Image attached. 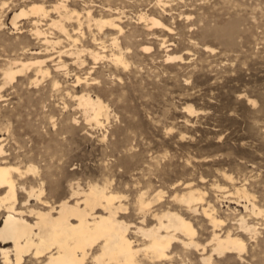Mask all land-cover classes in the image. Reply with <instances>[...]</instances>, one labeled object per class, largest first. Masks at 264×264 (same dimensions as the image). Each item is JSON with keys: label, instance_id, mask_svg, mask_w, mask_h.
Returning a JSON list of instances; mask_svg holds the SVG:
<instances>
[{"label": "rangeland", "instance_id": "1", "mask_svg": "<svg viewBox=\"0 0 264 264\" xmlns=\"http://www.w3.org/2000/svg\"><path fill=\"white\" fill-rule=\"evenodd\" d=\"M56 1L0 0L3 157L21 168L35 164L46 187L59 189L63 197L72 181L82 187L107 184L125 197L119 215L130 223L141 224L138 192L151 196L158 191L151 209L182 213L202 246L211 239L213 225L200 207L188 211L174 197L190 181L224 220L215 231L230 229L246 244L240 254L213 253L212 262L264 264V214L244 208L248 203L235 192L242 186L264 209V0H64L79 12L62 19L72 38L48 25L58 17L51 9ZM33 3L51 9L48 17H39V26L57 43H43L31 34L37 16H19L16 25L11 23L14 13ZM87 11L95 18L120 17L122 30L98 28ZM142 14L168 29L147 23ZM146 45L150 49H142ZM87 49L104 56L94 59ZM118 52L125 66L112 60L111 53ZM167 54L181 57L165 59ZM36 56L47 59L46 75L31 66L4 84L10 61ZM59 57L65 66L55 69ZM82 93L103 101L107 117L101 124L85 119L77 99ZM218 184L225 189H217ZM149 214L145 225L155 223ZM243 215L257 228L253 237L238 228ZM130 228L136 243L146 240ZM209 245L203 251L174 241L169 258L139 252L135 264H205L202 256L210 252Z\"/></svg>", "mask_w": 264, "mask_h": 264}, {"label": "bare ground", "instance_id": "2", "mask_svg": "<svg viewBox=\"0 0 264 264\" xmlns=\"http://www.w3.org/2000/svg\"><path fill=\"white\" fill-rule=\"evenodd\" d=\"M51 9L57 12L58 17L50 18L48 25L57 27L68 38H72L62 19L69 17V12L73 16L78 15L79 12L67 8L64 0H57ZM51 9H47L42 3H33L28 9L22 8L14 13L11 23L16 25L19 16L23 17L27 14L37 16V19L32 21L31 34L41 39L43 43H57L59 40L50 39L39 26V17H48ZM87 17L98 28L109 25L113 29L122 30L118 23L120 19L118 16L95 18L90 11H87ZM140 18L151 25L163 24L158 18L150 15L142 14ZM165 28L168 29L166 26ZM112 39V42L116 44L117 38ZM75 40L76 38H73V41ZM142 49L148 50L150 46H142ZM87 51L94 59L104 56L95 49H87ZM111 56L115 63H121L124 66L127 64L122 52L111 53ZM177 57L181 55H168L165 59ZM31 66H34L36 72L42 75L49 72L47 59L36 56L33 60H13L3 71L4 84L11 81L17 73ZM64 66L59 57L55 69H61ZM76 80L81 81V77L77 76ZM77 99L85 119L89 122L101 124V117H107L106 106L98 97L82 93ZM187 110L192 111L193 108L188 106ZM3 153V147L0 145V215L3 218L0 224L1 264H86L88 260L135 264L139 252L150 257H168L169 248L174 241L181 242L185 247H201L203 251L206 245L210 244V252L202 256V260L205 264H214L213 253L217 255L225 251H233L232 253L240 254L246 248L243 237L236 232L226 229L223 234H220L215 231L216 226L225 222L217 217L216 208L206 200L204 192L195 188L190 181H185L183 185L186 190L179 195L175 194L174 197L182 201L188 211L197 212L200 207V212L211 223L209 224L213 225L211 239L202 246L195 240L196 229L192 222L182 213L171 208L151 209L154 201H158V191L151 196L146 195L147 191L144 190L138 192L135 204L138 209L136 212L140 214L138 217L141 224L130 223L119 215V212L125 208L122 202L125 197L122 199L123 195L108 190L106 183V185H98L87 182V185L82 187L77 181H70L69 195L63 197V192L59 189L55 190V187L53 189L49 185L46 187L45 177L40 174L35 164H28L21 168L7 161ZM29 174L31 177L28 176ZM216 187L219 190L225 189L219 184ZM18 189L24 192L22 198L18 196L20 194ZM235 192L248 203L244 205V208L249 209L251 213L264 214V209L257 207L250 198L252 196L242 186L241 188L237 186ZM148 212L154 218V224H143ZM244 215L238 220L235 218L238 228L249 232L248 234L253 237L257 228L249 224ZM131 226H134L133 232H139L146 240L136 243V239L129 234Z\"/></svg>", "mask_w": 264, "mask_h": 264}]
</instances>
